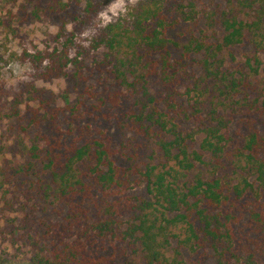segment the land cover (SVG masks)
<instances>
[{"label": "trees", "instance_id": "16d2710c", "mask_svg": "<svg viewBox=\"0 0 264 264\" xmlns=\"http://www.w3.org/2000/svg\"><path fill=\"white\" fill-rule=\"evenodd\" d=\"M106 2L6 0L3 25L15 24L17 33L25 22L55 23L64 28L59 40L67 38L70 24L91 26ZM189 21H204L218 33L204 40L200 36L175 58L180 48L171 34ZM246 45L256 55L255 75L247 73L233 89L243 86L257 93L255 82L264 86V78L257 81L263 76L264 0H220L211 9L200 0H151L131 24L110 25L76 57L67 45L36 56L24 52L40 76L62 77L73 89L66 103L39 85L24 84L7 100L0 95V116L19 125L5 147L19 150L4 181L25 190L21 181L31 179L37 193L30 201L54 203L57 211L50 219L45 207H16L22 228L8 235L15 245L21 241L22 255L11 256L30 264H264V129L258 127L264 128V90L248 100L254 113L245 120L244 165L237 166L234 182L220 176V161L232 141L229 124L219 120L207 127L200 141L201 133H188L190 121L176 117L189 68H202L208 79H218L215 62L223 64L218 53ZM192 56L198 59L188 67ZM122 105L130 108L113 118L116 128L154 140L162 164L147 166L145 172L127 166L109 137L79 127L90 116ZM193 173L212 177L188 185L184 180ZM142 186L151 201L126 196Z\"/></svg>", "mask_w": 264, "mask_h": 264}, {"label": "rangeland", "instance_id": "374dc122", "mask_svg": "<svg viewBox=\"0 0 264 264\" xmlns=\"http://www.w3.org/2000/svg\"><path fill=\"white\" fill-rule=\"evenodd\" d=\"M5 1L0 0V91L2 90L0 95H2L4 100H7L9 95L13 98L16 92L20 93L24 84L39 85L49 92L55 93L60 101L62 100L66 103L68 91L73 89L72 82L62 77L43 78L36 71V64H32L30 59L24 57V52L36 56L53 52L67 45L72 57H76L79 55L81 48L92 47L95 37L110 25L131 24L139 10L151 0H107L106 6L94 19L91 26L80 27L78 25L71 26L70 24L67 28L68 31L65 33L67 38L63 37L59 40L58 34L60 32L62 34L64 28L55 25V23H46L45 21L25 22L20 26L17 33L15 32V24L12 28L5 27L3 25L4 17L9 13L1 9V5ZM200 1L209 9H211V5L218 1L220 2V0ZM15 6L19 7L20 5ZM222 6L225 7L224 5ZM11 8L14 9L13 7ZM187 12L190 13V10H187ZM215 33H218L217 29L210 28L208 30L204 21L200 23H190L189 21V23L180 24L170 37L173 44H177L180 48V50L176 51L175 58L181 57V49L190 42L193 41L192 43L195 44L194 41L198 40L200 36L204 40V36L213 37ZM73 34L75 35L74 37H72ZM194 59H198V57L193 58L192 56L187 60L186 64L188 67L193 64L192 61ZM216 59L223 62L221 65L215 62V71L221 73V77L218 79L213 77L208 79L202 68H189L187 79L180 88L179 107L176 111V117H181L186 122L190 121L188 133H201L199 134L200 141H203L207 136L204 132L208 129L207 127L217 126L218 122H220L219 120L229 124L228 137L232 141L220 161L224 165L223 174L220 176H222L221 178H223L225 183H229L239 179L236 172L237 166L244 165L243 161L240 160L246 135L245 120L251 112L254 113L248 100H255L259 96L260 91L264 90V86L255 82V86L258 89L257 93L243 86L239 90L233 89V84L240 85L239 80H242V77L247 73L255 75L251 67L257 68L256 55L251 46L246 45L228 49L223 53H218ZM260 59L262 65L259 71L263 76L258 77L257 81L260 78H264V57H260ZM92 62H94L93 58L88 60L89 64ZM23 107L25 109L26 105ZM129 108L122 105L119 109L109 110L110 112H98L93 117L90 116L81 122L79 127L84 129V127L89 126L95 135L101 133L109 137L114 147L120 150L123 159L127 161V166L137 165L145 172L147 166H158L164 160L154 140L131 133L123 134L116 128L113 118L121 114L125 115ZM15 126L12 123L7 124L6 118L3 115L2 117L0 116V264H30L11 256L19 255L22 249L21 241L19 240V244L15 245L13 242L14 238L8 235L10 231L22 228L20 219H22L23 215L17 212L16 207H24L26 203H29L27 207H45L44 215L52 217L50 219H54L57 214V211L53 209V207H56L54 203L45 204L40 200L39 202L37 200L36 202L30 201L33 196L36 197L37 193V186L30 184L31 179L21 181L22 184H25V190L21 189V184L16 183V186L9 185L4 181L3 173L13 164V162H10L13 161L11 160L12 156L17 154L19 150L18 148L12 152V148H5L9 146L8 143L14 141L16 133L19 131V125ZM258 127H261V131L264 129L262 125ZM11 128H13V131L9 133ZM222 132L225 131L223 130ZM3 147L6 150L2 151ZM209 160L211 159L209 158ZM210 171H213L211 167L208 172ZM201 176L204 178L212 177L209 173L207 175L193 173L184 181L188 182V185H194L196 179ZM28 190L31 191L30 195L26 196L23 194L22 197L21 192ZM126 196L134 202L152 200L148 194L147 186L137 187L127 192ZM8 207L14 208L10 209ZM99 246L101 247L102 245L99 244ZM109 249L112 250L110 247ZM207 264H214V262L209 260Z\"/></svg>", "mask_w": 264, "mask_h": 264}]
</instances>
